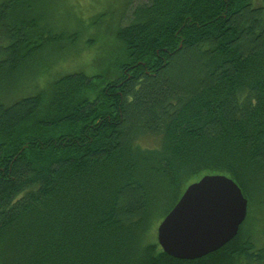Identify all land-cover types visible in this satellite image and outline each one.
<instances>
[{
	"label": "trees",
	"instance_id": "obj_1",
	"mask_svg": "<svg viewBox=\"0 0 264 264\" xmlns=\"http://www.w3.org/2000/svg\"><path fill=\"white\" fill-rule=\"evenodd\" d=\"M58 11L0 0V93L24 89L29 63L51 48L34 78L75 42L79 52L98 39L102 56L92 71L0 98V264H264L248 211L196 259L156 240L204 174L229 176L248 203L250 189L264 193V0H121L89 21L61 10L70 29ZM84 31L93 35L79 42Z\"/></svg>",
	"mask_w": 264,
	"mask_h": 264
},
{
	"label": "water",
	"instance_id": "obj_2",
	"mask_svg": "<svg viewBox=\"0 0 264 264\" xmlns=\"http://www.w3.org/2000/svg\"><path fill=\"white\" fill-rule=\"evenodd\" d=\"M247 198L225 174L207 173L189 183L156 227L168 255L196 259L231 240L247 215Z\"/></svg>",
	"mask_w": 264,
	"mask_h": 264
},
{
	"label": "rangeland",
	"instance_id": "obj_3",
	"mask_svg": "<svg viewBox=\"0 0 264 264\" xmlns=\"http://www.w3.org/2000/svg\"><path fill=\"white\" fill-rule=\"evenodd\" d=\"M53 1V4L55 8L60 7V12L55 13V22L60 21V24L63 25V27H67L70 29L69 23L70 20L68 16H70V13L76 12L79 13V15H82L84 19H87L89 21V18L91 17L94 12H96L99 9H103L106 7H112L121 6V0H49ZM135 3H140L146 0H132ZM63 8V9H62ZM61 10H67L68 16H65V12L62 13V17L59 15L61 13ZM112 10V9H111ZM60 19V20H58ZM110 27L111 24L106 20V22L101 21L99 25V31L100 33H105L106 28L108 26ZM76 26V25H72ZM93 35L92 31L88 32H82V37L80 38L81 41H85L86 39L91 38ZM99 40H93L91 42L83 43V48L79 52H77L79 43L75 42V44L72 46H65L61 50V57H64L63 59H57L55 62L51 65V69L43 73L38 79L34 78V75L38 73L40 70H45L46 65L45 61H49L53 59L54 57H57L58 53L57 51L53 52V48L51 50L46 51L45 54H42L40 58H37L36 61H31L29 64V71L28 74H24V78L22 83L29 81L27 85L19 91L14 96H11L13 92V86L15 87L14 82L8 83L7 88L4 92L0 93V98H5L6 101H12L13 99L17 98L18 96H21L23 94H29L35 92L40 87L44 86L47 80H50L57 74H63L65 72L69 71H75V70H86L87 72L92 71V68L95 69L94 65V59L97 57V52L101 49V43L98 42ZM62 43V42H61ZM60 43V44H61ZM63 45V44H62ZM56 55V56H54ZM60 55V53H59ZM102 56H99V58H96V61L101 59ZM103 62V61H102ZM41 71V72H42ZM35 79V80H34ZM34 80V81H30ZM20 81V82H21ZM250 202L247 205V211H248V229L250 227H254L256 224V228L258 230V233L264 234V193L262 192V189L255 187L253 189H250ZM256 220V223H254ZM263 243L262 236L259 237V244Z\"/></svg>",
	"mask_w": 264,
	"mask_h": 264
}]
</instances>
